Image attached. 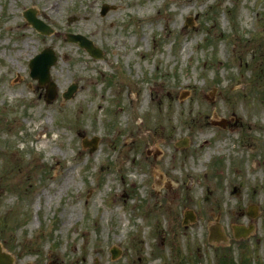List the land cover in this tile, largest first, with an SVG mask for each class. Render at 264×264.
Instances as JSON below:
<instances>
[{
  "label": "rangeland",
  "instance_id": "374dc122",
  "mask_svg": "<svg viewBox=\"0 0 264 264\" xmlns=\"http://www.w3.org/2000/svg\"><path fill=\"white\" fill-rule=\"evenodd\" d=\"M55 2L58 10L47 15ZM126 2L0 0V242L14 264L170 261L181 239L170 233L177 225L165 207L170 194L156 191L161 186L189 192L196 210L222 207L228 231V219L248 223L238 208L246 212L251 202L264 224V0H149L146 8L137 0V13L134 4L120 9ZM103 3L113 8L102 14ZM29 7L51 33L27 21ZM90 25L101 57L64 32L90 38ZM46 46L58 56L52 103L28 73V60ZM73 81L79 88L65 100ZM222 118L232 119L231 128L213 125ZM94 135L100 141L91 152L82 139ZM184 136L190 143L178 148ZM239 138L245 147L233 148ZM152 168L159 186L151 187ZM191 233L203 229L194 224ZM205 248L207 264L223 250Z\"/></svg>",
  "mask_w": 264,
  "mask_h": 264
},
{
  "label": "water",
  "instance_id": "95a60500",
  "mask_svg": "<svg viewBox=\"0 0 264 264\" xmlns=\"http://www.w3.org/2000/svg\"><path fill=\"white\" fill-rule=\"evenodd\" d=\"M35 24H37V26L40 27L38 23H35ZM81 43L87 46V48L91 50L93 54L96 55L98 53L97 50L91 44V42L81 41ZM55 59L56 57L54 55L53 50L49 48L48 50H45L41 54H39L31 62V68H32L33 75L36 76L37 75L36 73L40 71L41 73L40 78H41L42 83H48V91H49L48 100H52L56 96V86L49 76V67ZM72 89L73 88H71V90ZM71 90H69L66 93V97H70L72 95ZM96 143H97V138L95 137L93 139V142H91V147L92 148L96 147ZM85 144H90V141H85ZM0 264H13V257L10 254L3 252L1 245H0Z\"/></svg>",
  "mask_w": 264,
  "mask_h": 264
},
{
  "label": "flooded vegetation",
  "instance_id": "af4514ba",
  "mask_svg": "<svg viewBox=\"0 0 264 264\" xmlns=\"http://www.w3.org/2000/svg\"><path fill=\"white\" fill-rule=\"evenodd\" d=\"M178 196H179L178 194H174L173 200H175L176 197H178ZM185 208H186V206H183V209H185ZM210 215H212L211 212H202L201 211L200 218L201 219H208ZM215 219H216V216H212L210 218V221H214ZM206 221H207V223L210 222L209 220H206ZM262 228H263V233H264V225L262 226ZM247 249L249 251L248 252V264H264V237H254V236L249 237V243L247 244ZM197 252H199L198 249H197ZM205 256H206L205 253L204 254L200 253L199 254V258H201L200 261H203V258ZM225 256L229 257L230 260L233 259V258H231L230 253H226ZM204 260H206V257L204 258Z\"/></svg>",
  "mask_w": 264,
  "mask_h": 264
},
{
  "label": "bare ground",
  "instance_id": "6f19581e",
  "mask_svg": "<svg viewBox=\"0 0 264 264\" xmlns=\"http://www.w3.org/2000/svg\"><path fill=\"white\" fill-rule=\"evenodd\" d=\"M146 1H149V0H145V5L143 6L144 8H146V7H147V4H148ZM92 2H93V0H90V4H91V5H92ZM131 4H134V7H135V10H133V13H137V12H138V10H137V8H136V7H137V0H127V2L125 3V5H123L120 9H122L123 11H125V10H127V8H128ZM58 7H59V4H58L57 2H55V3H53L52 7H49V8L45 7V8H44V12H45L47 15L50 16V14H51L53 11H57V10H58ZM74 13L84 14L83 11H81V10L78 11V9L75 10V11L73 12V14H74ZM166 14H167V17H166L165 15H163L162 18L164 19V24H165V26L168 27V25H169V23H170L171 15H170L169 12H167ZM93 19H94V15L92 14V12H90V22H91ZM7 28H9V27H7ZM90 37L92 38V40H94V39L96 38V35H95V29H93L91 25H90ZM5 42H6V41H5ZM6 43H8V42H6ZM25 43H26V42H25ZM27 44H28V42H27ZM28 45H29V44H28ZM60 168H61V174H63V173L65 172V169L62 167V164L60 165ZM68 170H70V169H68ZM68 170H67V171H68ZM69 182H70V179L68 178L66 184H68ZM73 214H74V213H73ZM68 223H69L68 221H67V222L65 221V222H64V226H65L66 224H68ZM116 242H120V239L116 240ZM99 249H100V248H96L95 250H99ZM88 256H93L91 250L89 251V253H88L87 256H84V257L82 258V262H83V263H84V262H87V261L89 260Z\"/></svg>",
  "mask_w": 264,
  "mask_h": 264
}]
</instances>
